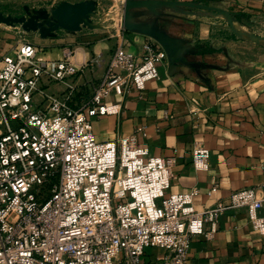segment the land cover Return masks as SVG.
Wrapping results in <instances>:
<instances>
[{"label":"built area","instance_id":"1","mask_svg":"<svg viewBox=\"0 0 264 264\" xmlns=\"http://www.w3.org/2000/svg\"><path fill=\"white\" fill-rule=\"evenodd\" d=\"M74 54L47 58L22 42L0 58V264H189L191 238L211 237L219 216L237 206L264 235V182L196 210L198 188L167 193L165 159L137 145L142 126L103 141L94 133V118L119 112L104 97L158 77L161 47L148 38L134 52L118 40L84 109L68 103L80 70ZM44 82L67 85L43 93L46 107L33 100ZM191 154L196 170L208 169V148L196 142ZM154 249L163 252L151 257Z\"/></svg>","mask_w":264,"mask_h":264},{"label":"crops","instance_id":"2","mask_svg":"<svg viewBox=\"0 0 264 264\" xmlns=\"http://www.w3.org/2000/svg\"><path fill=\"white\" fill-rule=\"evenodd\" d=\"M44 1L52 13L68 9L53 15L57 19L51 23L59 22L61 32L46 35L39 49L47 58H61L67 48L74 51L80 67L70 81L73 95L68 103L74 108L84 109L90 103L93 85L104 76L118 40L139 52L149 38L165 52L157 64L158 77L147 81L142 90L130 85L123 95L111 91L102 99L118 104L119 112L93 119L99 140L130 135L142 126L145 134H136L137 145L165 159L171 174L167 193L198 188L193 202L196 210L214 208L218 202L227 204L231 191L257 188L264 182V78L258 72L246 78L243 48L234 31L235 36H229L228 19H222H264V0H163V10L155 17L138 11L121 32L75 25L78 17L73 9L87 4L92 6L91 13H99V0ZM195 8L209 15H195L199 13ZM3 34L0 58L14 47ZM41 88L33 100L46 107L43 93L59 94L67 85L44 82ZM196 142L210 151L207 170L193 166L191 151ZM213 186L216 189L209 192ZM257 194L262 197L260 190ZM258 213L264 215V207ZM162 252L155 249V253ZM188 262L264 264V235L253 229L247 207L224 211L211 237L194 235Z\"/></svg>","mask_w":264,"mask_h":264},{"label":"rangeland","instance_id":"3","mask_svg":"<svg viewBox=\"0 0 264 264\" xmlns=\"http://www.w3.org/2000/svg\"><path fill=\"white\" fill-rule=\"evenodd\" d=\"M100 12L91 13L92 6L84 4L73 9L78 18L75 25L78 28L97 29L101 32H110L111 30L123 31L126 21L129 23L138 14V11L156 13L163 10V0H99ZM48 3L39 1L37 3L24 0H0V32L7 41L15 46L17 43L29 42L38 48L42 39L46 35L51 36V32L60 34L61 25L59 22L51 23L53 15L62 14L68 10H58L52 13L51 9L46 7ZM199 12V17H207L203 14V8H195ZM235 18V19H234ZM223 21L228 19L229 36L234 37V31L238 36L243 48L244 70L247 79L259 73L264 78V19L247 21L239 17H223ZM234 20L240 23L236 24ZM53 24V25H52ZM226 31V30H225ZM57 36V35H56ZM254 78V77H253ZM155 249L151 254L154 256Z\"/></svg>","mask_w":264,"mask_h":264}]
</instances>
